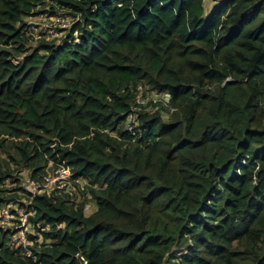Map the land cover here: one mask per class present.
I'll return each mask as SVG.
<instances>
[{
  "label": "trees",
  "instance_id": "16d2710c",
  "mask_svg": "<svg viewBox=\"0 0 264 264\" xmlns=\"http://www.w3.org/2000/svg\"><path fill=\"white\" fill-rule=\"evenodd\" d=\"M41 13L72 17L59 42ZM50 163L76 192L21 193ZM10 203L35 258L0 227V264H264V0H0Z\"/></svg>",
  "mask_w": 264,
  "mask_h": 264
},
{
  "label": "built area",
  "instance_id": "2783aa9c",
  "mask_svg": "<svg viewBox=\"0 0 264 264\" xmlns=\"http://www.w3.org/2000/svg\"><path fill=\"white\" fill-rule=\"evenodd\" d=\"M59 20L62 21L64 27L68 25L66 17L63 16ZM32 29L35 30L33 27ZM137 88L139 91L137 102L140 105H144L146 100L143 96L142 86L139 85ZM169 99L170 97L168 94H163L161 96L163 105L166 108H171L169 105ZM137 109H139V106L131 109L126 117L124 126V129L133 135L135 134V126L138 123ZM149 110H151V108H149ZM171 110L173 109L171 108ZM49 167L50 169L40 178H33L29 174L23 176L19 182L20 192L30 194L31 197H33L38 193L68 189L73 175L71 169L61 163H58L56 166L49 164ZM29 203L30 201H26V205H29ZM10 204H8L9 206L6 205L7 207L5 206L0 209V227L4 232L10 234V244L12 246L23 247L28 256L35 258L30 253V248H28L30 240L27 238L30 216L34 213L32 210L27 211L25 206L13 203Z\"/></svg>",
  "mask_w": 264,
  "mask_h": 264
},
{
  "label": "rangeland",
  "instance_id": "374dc122",
  "mask_svg": "<svg viewBox=\"0 0 264 264\" xmlns=\"http://www.w3.org/2000/svg\"><path fill=\"white\" fill-rule=\"evenodd\" d=\"M214 1L215 0H204L205 9L209 10L214 5ZM41 14L45 16L30 17L26 20V22L28 21V23L32 24L31 27L35 28V30L33 31L36 35L40 34L41 37H46L47 39H54L55 41L59 42L62 39L63 35L66 33V30L69 29V27L71 26L72 17L66 16V19L68 21V25H67L68 28H65L62 25V21L59 20L61 17H63V15H60V14H57V15L48 14L47 15V13H41ZM154 98H155V94L148 92L145 100L149 101ZM21 174L23 177L25 175H28V172L27 170L23 169ZM8 185L11 186V184H8ZM67 191L76 192V187L72 184V182L70 183ZM7 206L9 205L7 204ZM2 208L3 207L0 206V209ZM94 209H95V204L94 202H91L90 204L87 205L86 213L89 214Z\"/></svg>",
  "mask_w": 264,
  "mask_h": 264
}]
</instances>
